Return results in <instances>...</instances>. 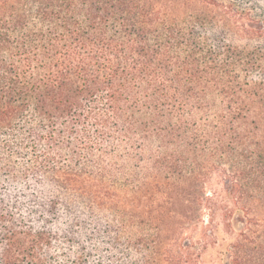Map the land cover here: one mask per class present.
<instances>
[{"label":"trees","instance_id":"16d2710c","mask_svg":"<svg viewBox=\"0 0 264 264\" xmlns=\"http://www.w3.org/2000/svg\"><path fill=\"white\" fill-rule=\"evenodd\" d=\"M220 239L264 264V0H0V264Z\"/></svg>","mask_w":264,"mask_h":264},{"label":"rangeland","instance_id":"374dc122","mask_svg":"<svg viewBox=\"0 0 264 264\" xmlns=\"http://www.w3.org/2000/svg\"><path fill=\"white\" fill-rule=\"evenodd\" d=\"M207 186H208V191H211V192L220 191V181L218 177L217 176L212 177ZM224 238H226L225 240H228V237H224ZM220 243H221V239L217 243L216 246H211V248H209L207 252L205 253L207 259H209V261H212L211 262L212 264H217V255H218V250H219L217 249V246Z\"/></svg>","mask_w":264,"mask_h":264}]
</instances>
